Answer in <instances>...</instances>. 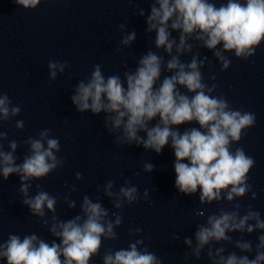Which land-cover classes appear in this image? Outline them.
I'll list each match as a JSON object with an SVG mask.
<instances>
[{"label":"clouds","instance_id":"1","mask_svg":"<svg viewBox=\"0 0 264 264\" xmlns=\"http://www.w3.org/2000/svg\"><path fill=\"white\" fill-rule=\"evenodd\" d=\"M12 3L24 10H35L42 0ZM132 14L145 17V35L155 34L151 43L156 51L149 48L134 69L125 63L122 77L118 73L106 77L102 66L94 65L91 73L74 87L72 104L81 114H103V127L114 136L117 147L135 145L161 154L170 146L175 156V188L180 195L198 193L201 206L222 201L232 205L231 210L220 208L218 213L209 214L203 209L195 212L206 220L196 225L193 237L184 238L187 251L183 264L200 260L205 250L209 264H264V218L252 204L237 202L249 194L252 201L258 198L249 183L256 161L242 146L233 148L255 127L256 114L233 108L225 95L216 94V76H209L213 81L209 84L202 72L211 61L193 51L194 47L211 51L221 72L232 64L226 53L244 61L255 56L257 48L264 44V0H227L219 6L216 0H149L147 14L144 8H136ZM117 28L124 34L116 52L131 48L136 31L128 32L126 23ZM186 55H190V60L182 61ZM70 67L66 61L49 60V80L55 81ZM21 111L7 93L0 91V125ZM186 124L198 127H187L181 132L180 127ZM24 126L23 120L16 121L18 130ZM51 131L43 129L36 138L23 142L28 151L20 163L16 155L20 144L10 140L5 151L8 134L0 131V178L6 181L13 174L19 177L22 204L53 237L49 242L35 233L23 238L9 234L6 241L0 242V262L4 264H91L101 254L105 241L119 239L116 229L123 223L122 210L149 200V190L141 193L130 179L118 189L113 180H108L103 186L97 185V191L102 190L116 211L106 208L100 196L94 201L84 195L79 213L62 220L57 214L58 200L75 209L77 202L70 199V193L77 190L75 185H65L69 193L62 197L49 194L40 184L35 185L34 195L31 191L34 181L62 169L66 163L57 155L61 151L60 140ZM154 170L152 163L143 165L145 173ZM83 178L82 173L75 174L77 181ZM257 232L260 234L255 242L244 239ZM141 233L140 228L130 230L132 236L140 237ZM235 233L239 236L234 239ZM172 238L180 240L178 234ZM145 239L130 241L127 248L105 249L102 264H164L145 245ZM227 245L238 251H227Z\"/></svg>","mask_w":264,"mask_h":264}]
</instances>
